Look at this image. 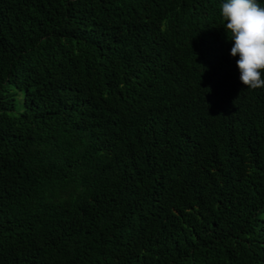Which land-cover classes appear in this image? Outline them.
Returning <instances> with one entry per match:
<instances>
[{
  "label": "trees",
  "instance_id": "trees-1",
  "mask_svg": "<svg viewBox=\"0 0 264 264\" xmlns=\"http://www.w3.org/2000/svg\"><path fill=\"white\" fill-rule=\"evenodd\" d=\"M224 2L0 0V264H264Z\"/></svg>",
  "mask_w": 264,
  "mask_h": 264
},
{
  "label": "clouds",
  "instance_id": "clouds-1",
  "mask_svg": "<svg viewBox=\"0 0 264 264\" xmlns=\"http://www.w3.org/2000/svg\"><path fill=\"white\" fill-rule=\"evenodd\" d=\"M231 56L239 59V81L248 90L264 88V6L259 0H225L220 5Z\"/></svg>",
  "mask_w": 264,
  "mask_h": 264
}]
</instances>
